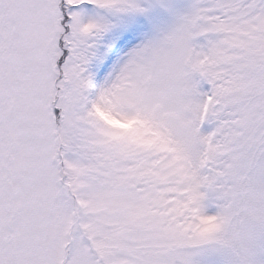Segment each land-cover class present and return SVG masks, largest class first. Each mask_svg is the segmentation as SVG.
Segmentation results:
<instances>
[{"label": "snow or ice", "instance_id": "obj_1", "mask_svg": "<svg viewBox=\"0 0 264 264\" xmlns=\"http://www.w3.org/2000/svg\"><path fill=\"white\" fill-rule=\"evenodd\" d=\"M0 264H264V0H0Z\"/></svg>", "mask_w": 264, "mask_h": 264}]
</instances>
